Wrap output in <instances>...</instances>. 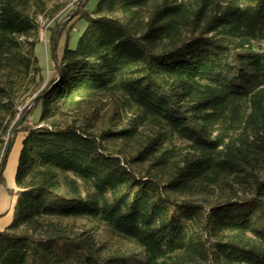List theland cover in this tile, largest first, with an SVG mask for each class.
Returning <instances> with one entry per match:
<instances>
[{"label": "trees", "instance_id": "16d2710c", "mask_svg": "<svg viewBox=\"0 0 264 264\" xmlns=\"http://www.w3.org/2000/svg\"><path fill=\"white\" fill-rule=\"evenodd\" d=\"M86 5L46 83L58 4L0 0V145L26 132L0 264H264V0Z\"/></svg>", "mask_w": 264, "mask_h": 264}, {"label": "rangeland", "instance_id": "374dc122", "mask_svg": "<svg viewBox=\"0 0 264 264\" xmlns=\"http://www.w3.org/2000/svg\"><path fill=\"white\" fill-rule=\"evenodd\" d=\"M83 1L87 2L86 10L93 12L96 9L99 0H53L54 3L58 4L59 8L55 16L49 19L44 17L39 18L40 31L35 53L39 59L40 65L44 69L46 83L56 75L55 62L52 56L54 44H57V56L61 57L67 43L71 49L76 48L80 36L88 26L87 20L83 18V9H81V3ZM41 109V106H39L24 126H34L38 122ZM107 109L108 107L105 106L104 111ZM25 136L26 132L24 131V127H17L9 136H7L6 144L4 146L0 145L1 166L3 155L9 142L12 141L14 143L4 171L5 182L1 186V188L6 187L7 193L0 191V226L7 224L5 228L8 227L13 220V204H11L12 198L10 191L15 192V190L11 189L16 188V171ZM76 224L79 226L86 225L90 228L95 227L100 234V239L110 242L112 245H118L120 241L117 237L109 234L107 229L98 223L87 220H78Z\"/></svg>", "mask_w": 264, "mask_h": 264}, {"label": "crops", "instance_id": "0c3cea01", "mask_svg": "<svg viewBox=\"0 0 264 264\" xmlns=\"http://www.w3.org/2000/svg\"><path fill=\"white\" fill-rule=\"evenodd\" d=\"M11 190H17V186H16V188H12ZM0 191H3V192H5V193H7V189H6V187L5 188H1L0 187ZM11 198H12V201H11V204H13L12 206H13V208H14V205H15V202H16V196H12L11 195ZM9 213V212H8ZM12 213H13V211H12ZM1 217V216H0ZM7 225V224H6ZM6 225H2V226H0V231H3L4 230V228H5V226Z\"/></svg>", "mask_w": 264, "mask_h": 264}, {"label": "bare ground", "instance_id": "6f19581e", "mask_svg": "<svg viewBox=\"0 0 264 264\" xmlns=\"http://www.w3.org/2000/svg\"><path fill=\"white\" fill-rule=\"evenodd\" d=\"M19 150V149H18Z\"/></svg>", "mask_w": 264, "mask_h": 264}]
</instances>
